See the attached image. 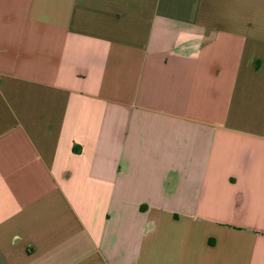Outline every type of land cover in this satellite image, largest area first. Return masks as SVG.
<instances>
[{"label":"crops","instance_id":"0c3cea01","mask_svg":"<svg viewBox=\"0 0 264 264\" xmlns=\"http://www.w3.org/2000/svg\"><path fill=\"white\" fill-rule=\"evenodd\" d=\"M0 264H264V0H0Z\"/></svg>","mask_w":264,"mask_h":264}]
</instances>
